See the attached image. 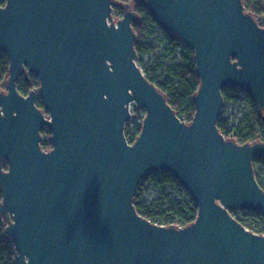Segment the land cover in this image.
<instances>
[{
	"label": "water",
	"instance_id": "water-1",
	"mask_svg": "<svg viewBox=\"0 0 264 264\" xmlns=\"http://www.w3.org/2000/svg\"><path fill=\"white\" fill-rule=\"evenodd\" d=\"M1 1L9 76L0 90V213L13 263L264 264V234L231 213L264 217L253 168L264 142H237L217 125L228 86L244 90L264 122V27L243 0H135L194 51L190 122L139 66L131 6L113 20L115 0ZM26 71L39 86L24 95L17 82ZM131 103L145 111L133 142ZM157 171L194 199V221L139 214L134 197Z\"/></svg>",
	"mask_w": 264,
	"mask_h": 264
},
{
	"label": "trees",
	"instance_id": "trees-1",
	"mask_svg": "<svg viewBox=\"0 0 264 264\" xmlns=\"http://www.w3.org/2000/svg\"><path fill=\"white\" fill-rule=\"evenodd\" d=\"M118 4L114 10H118L123 16L124 6H131L138 15V20L133 23L136 32L135 49L138 54V64H143L147 58L143 72L146 77L157 85L165 94L169 104L178 116L190 122L195 113L194 95L200 85L197 73L194 51L185 45L174 33L166 32L161 28L157 20L151 14L149 8L142 1L115 0ZM2 4L5 0L1 1ZM245 8L264 27V0H243ZM263 19V20H262ZM155 38L159 41L156 44ZM9 76V60L7 55L0 51V90L6 89ZM18 91L26 94L30 89L39 86L37 76L31 75L29 80L20 76ZM224 108L221 118L218 120L219 130L228 138L238 139L241 143L260 141L264 142V122L262 113L256 110L251 97L242 89L235 86L224 87ZM37 104L44 108L42 100ZM228 104L246 105L244 115L237 119L226 117ZM141 131V125L134 127L126 124V137L133 142ZM50 131L42 130V147L51 148ZM45 138V139H44ZM255 177L264 189V160H253ZM151 181L157 189V196L150 202L142 199L141 187ZM2 195L0 192V201ZM137 211L144 218L158 224L169 225L173 223L187 225L197 217L198 206L190 194L172 175L165 171H157L146 177L140 184L134 197ZM240 222L244 225L252 223L249 228L252 231L264 232V217L255 212H246ZM6 225L4 216L0 213V264H14L13 244L6 240L2 231Z\"/></svg>",
	"mask_w": 264,
	"mask_h": 264
},
{
	"label": "rangeland",
	"instance_id": "rangeland-1",
	"mask_svg": "<svg viewBox=\"0 0 264 264\" xmlns=\"http://www.w3.org/2000/svg\"><path fill=\"white\" fill-rule=\"evenodd\" d=\"M112 17H113V20H115V17L121 18L122 16H121L120 11L115 9V10H113ZM149 40H152V41L154 40V42L156 44H159V41H156L155 38H150ZM146 63H147V58H144L143 59V64L140 67L143 69L144 64H146ZM24 75L30 76L32 74H29V73L25 72ZM135 107H136V105H135V103H133L132 104V113L134 114V116L128 122L129 126H131V127H134L135 125L140 124L142 122V120H143L142 118H144L143 116H145L144 110L138 109V108H135ZM246 110H247L246 105L228 104L227 107H226V113L224 115L226 117H231L232 119H237V118L242 117ZM262 179L264 181V174L262 175ZM141 192H142V199L147 201V202L152 201L157 196V189L154 187V185H153V183L151 181H147L141 187ZM246 212L248 213L250 211L240 210V211L236 212L235 215L242 216ZM248 226L252 227V223H250Z\"/></svg>",
	"mask_w": 264,
	"mask_h": 264
},
{
	"label": "built area",
	"instance_id": "built-area-1",
	"mask_svg": "<svg viewBox=\"0 0 264 264\" xmlns=\"http://www.w3.org/2000/svg\"><path fill=\"white\" fill-rule=\"evenodd\" d=\"M132 104L133 103H131V105H130V110H131V119H132V117L134 116V114L132 113ZM135 108H137V107H135ZM139 109V108H138ZM145 112V111H144ZM144 117V116H143ZM143 119V118H142ZM142 122H143V120H142ZM142 122L140 123V125H142ZM226 137V136H225ZM227 138V137H226ZM228 138H231V137H228ZM128 139V138H127ZM232 139H234V138H232ZM49 140H50V138H49ZM235 141H237V142H240L238 139H234ZM129 141V140H128ZM45 150H47V149H45ZM240 210H242V209H236V210H233V211H231V213L233 214V216L234 217H236L238 220H240V219H242L243 218V215L242 216H240V215H235L236 214V212H238V211H240ZM245 211V210H244ZM174 225H176V226H178V227H182V226H184V225H181V224H177V223H173ZM244 225V224H243ZM244 226H246L248 229H250L249 228V226L248 225H244ZM251 230V229H250ZM254 232H256V233H261V234H264V232H257V231H254Z\"/></svg>",
	"mask_w": 264,
	"mask_h": 264
},
{
	"label": "flooded vegetation",
	"instance_id": "flooded-vegetation-1",
	"mask_svg": "<svg viewBox=\"0 0 264 264\" xmlns=\"http://www.w3.org/2000/svg\"><path fill=\"white\" fill-rule=\"evenodd\" d=\"M27 72V71H26ZM28 73V72H27ZM25 74V72L21 75V76H25V78H26V80H29V78L31 77V75L30 76H27V75H24ZM33 75V74H32ZM35 76V75H34ZM34 88H36V87H34ZM33 89V88H32ZM31 90V89H30ZM29 90V91H30ZM28 91V92H29ZM28 92L26 93V94H28ZM26 94H24V95H26ZM38 99H41L42 100V98H41V96H37V98H36V105L38 106V104H37V101H38ZM42 104H43V102H42ZM44 106V105H43Z\"/></svg>",
	"mask_w": 264,
	"mask_h": 264
}]
</instances>
